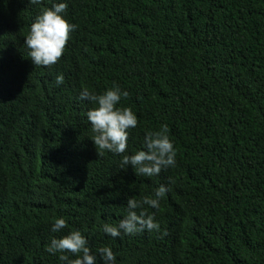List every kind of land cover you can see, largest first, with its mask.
Segmentation results:
<instances>
[{
    "label": "trees",
    "instance_id": "1",
    "mask_svg": "<svg viewBox=\"0 0 264 264\" xmlns=\"http://www.w3.org/2000/svg\"><path fill=\"white\" fill-rule=\"evenodd\" d=\"M53 2L0 0V264H61L45 246L76 229L116 264H264V0H65L76 30L34 66L23 39ZM113 82L138 121L120 155L95 148L78 99ZM161 125L175 166L122 169ZM161 184L144 206L159 231L104 234Z\"/></svg>",
    "mask_w": 264,
    "mask_h": 264
},
{
    "label": "clouds",
    "instance_id": "2",
    "mask_svg": "<svg viewBox=\"0 0 264 264\" xmlns=\"http://www.w3.org/2000/svg\"><path fill=\"white\" fill-rule=\"evenodd\" d=\"M67 7L65 0H55L50 8L42 9L33 18L23 45L28 49V56L34 66L54 65L65 51L70 33L76 30V25L65 18ZM54 82L57 85L62 84L63 75L57 74ZM127 96L128 92L115 82L100 94L90 92L87 88L80 90L78 99L95 105L85 113L91 126V141L95 148L117 155L125 153L129 130L135 129L138 122L132 109L120 103ZM175 158L176 149L169 138L167 126L161 125L158 131L145 132L141 149L130 155H121L119 166L122 169L130 166L136 174L152 177L158 175L162 169L174 167ZM169 191L168 187L161 184L149 196L139 200L128 198L123 218L115 224L104 223L102 231L113 239L121 234L134 235L144 230L159 231V223L155 221L154 215H146L144 206L158 210L160 201ZM65 227V219L57 217L50 226V232L56 233ZM45 251L56 255L61 264H116V256L110 247L98 248L93 252L79 229L70 230L59 238L52 237L47 242ZM68 254L75 258L69 259Z\"/></svg>",
    "mask_w": 264,
    "mask_h": 264
}]
</instances>
